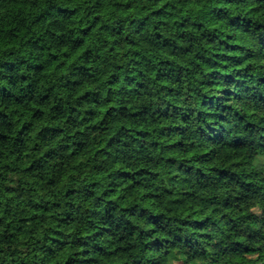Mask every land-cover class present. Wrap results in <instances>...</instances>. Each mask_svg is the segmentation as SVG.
<instances>
[{"label":"clouds","instance_id":"obj_1","mask_svg":"<svg viewBox=\"0 0 264 264\" xmlns=\"http://www.w3.org/2000/svg\"><path fill=\"white\" fill-rule=\"evenodd\" d=\"M0 264H264V0H0Z\"/></svg>","mask_w":264,"mask_h":264}]
</instances>
